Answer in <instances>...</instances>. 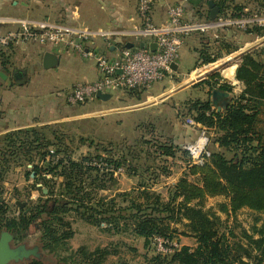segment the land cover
Returning a JSON list of instances; mask_svg holds the SVG:
<instances>
[{
  "label": "trees",
  "instance_id": "16d2710c",
  "mask_svg": "<svg viewBox=\"0 0 264 264\" xmlns=\"http://www.w3.org/2000/svg\"><path fill=\"white\" fill-rule=\"evenodd\" d=\"M245 4L240 0H215L218 15L229 13L231 17H239ZM255 30L257 34L264 33V28ZM232 49L228 46L226 53ZM206 51L207 48L198 50L197 63L208 64L221 55ZM219 77L218 72H213L202 83L231 92L233 86L219 82ZM235 78L243 89L225 110L216 111L210 98L189 99L177 109L183 121L191 117L216 136L209 156L202 164L187 163L186 171L167 187L166 196L154 189L149 176H145L156 167L140 161L144 148L137 145L149 144L156 158L173 157L179 151L188 161L187 151L170 138L153 141L141 136L129 145L80 136L78 144L90 141L87 146H94L95 152L72 158L75 136L60 132L56 128L60 126L28 127L0 135V181L11 166L31 164L25 175L34 174L32 188L43 196L28 205L27 212L14 204L19 211L16 217H9V206L0 201V231H9L15 240H20L39 220L38 243L45 254L31 256L24 264H106L110 255H117L119 251L108 245L92 250L85 245L72 248L69 240L75 231L71 217L102 231L128 232L142 238L146 248L155 237L173 240L181 235L195 239V246L181 245L170 253L144 255L146 264H264V219L257 225L261 220L258 215L245 228L236 217L237 211L244 208L264 214V46L241 56ZM125 92L138 97L144 91ZM93 160H102L115 170L124 169L126 175L137 178L136 186L101 196L99 191L114 189L117 176L104 167L90 165ZM163 172L169 174L165 169ZM37 183L41 187H36ZM43 187L47 189L45 194ZM219 195L227 199L219 204L224 218L205 208L207 198ZM128 248L136 251L135 247Z\"/></svg>",
  "mask_w": 264,
  "mask_h": 264
},
{
  "label": "crops",
  "instance_id": "0c3cea01",
  "mask_svg": "<svg viewBox=\"0 0 264 264\" xmlns=\"http://www.w3.org/2000/svg\"><path fill=\"white\" fill-rule=\"evenodd\" d=\"M213 2L215 4V0ZM174 5L184 8L185 20H213L209 17L207 0H152L150 18L153 24L165 23L167 10ZM17 20L30 23L61 22L75 27L113 30H128L142 24L137 0H0V32L16 27ZM202 34L212 33L189 34L180 47L172 72L164 81L153 84L140 96L117 91L110 93L107 100L97 98L75 105L67 102L66 95L75 84L97 78L92 59L49 45L21 43L11 46L0 54V135L40 126H60L76 132L87 130L90 137L97 141L123 139L126 132H131L133 137L138 136L139 132H160L185 150L186 144L196 137L197 130L177 115V109L182 108L189 99H209L212 90L204 84L197 85L193 76L197 78L199 73L206 71V79L218 71L219 82L231 84L235 94L243 89L242 83L235 78L238 62L235 56L234 61L230 62L222 56L208 63L206 70L197 68V39ZM97 47L110 56L114 54V48L108 47L105 40L98 41ZM46 52L57 55L58 64L55 67L44 68ZM225 62H229L228 65H224ZM193 68L200 72L192 74ZM16 74L19 76L15 77ZM125 102L130 103L125 105ZM183 169L185 166L182 163L180 173ZM121 172L127 180L132 178L123 169ZM177 178L174 176L169 181L174 183ZM119 180L123 182L118 178V186ZM129 189L118 187L115 191ZM176 239L179 246L196 244L195 239L189 236L180 235Z\"/></svg>",
  "mask_w": 264,
  "mask_h": 264
},
{
  "label": "built area",
  "instance_id": "2783aa9c",
  "mask_svg": "<svg viewBox=\"0 0 264 264\" xmlns=\"http://www.w3.org/2000/svg\"><path fill=\"white\" fill-rule=\"evenodd\" d=\"M152 0H137V11L142 24L125 30L89 29L84 26H73L61 22L42 21L30 23L17 20L16 27L0 32V54L8 48L21 43H36L49 45L53 48L72 51L85 59H92L97 69V78L91 82L75 84L67 93V102L85 104L95 99L97 92H125L129 89L148 90L153 84L164 81L172 72V64L179 57V50L184 39L192 32L212 33L224 25H244L248 22L261 23L264 18L253 14L245 18H221L213 20H185L184 8L174 5L167 10V20L160 25H154L150 18ZM105 40L108 47L114 48L112 56L100 51L97 42ZM131 42L132 47H126ZM145 46L140 47L139 43ZM150 43H155L152 50ZM184 122L197 130L196 137L186 144L189 161L192 164H202L210 154L208 149V129L191 117H185ZM90 165L104 167L117 174L121 168L114 169L102 160H93ZM157 252L166 254L172 252L178 243L155 237Z\"/></svg>",
  "mask_w": 264,
  "mask_h": 264
},
{
  "label": "rangeland",
  "instance_id": "374dc122",
  "mask_svg": "<svg viewBox=\"0 0 264 264\" xmlns=\"http://www.w3.org/2000/svg\"><path fill=\"white\" fill-rule=\"evenodd\" d=\"M240 2L242 3L244 2L246 4L243 10L241 11V13L239 14V17L237 18L249 19L250 17L253 16V14H256L259 18H264V0H261V3H259V1H256L258 2L257 4L256 2L252 0H240ZM228 14L229 13H227L226 15H220V17L222 19L231 17ZM258 28H264L263 21L261 23L248 22V23H245L244 25L242 24L224 25L216 32V35L202 34L201 37L203 38H201L198 35L197 40H198L199 47L197 48H199L198 50H200L201 48H207L208 51L206 52L208 54L209 52H211L212 54L219 53L221 54L220 57L223 56V59L227 57L229 62L232 60L234 61V56H235V58H237L238 60L237 62V65H238L241 61V56L243 54L249 53L251 51H254L264 46V33L257 34L255 29H258ZM228 46L230 47L232 46L234 50L232 49L231 50L232 52L227 54L226 51L228 49ZM225 54L226 56H224ZM229 62H225L224 65H228L227 63ZM196 65H199L197 66V68H201L203 70H206L205 67L208 66V64L202 65L199 63H197ZM195 69L196 68H193L194 73L192 74H196L197 70L195 71ZM205 74H206V71H203V73L200 75L202 77L199 76L197 78H194L193 76L194 82L195 83L197 82V85L202 84L203 86L202 81L204 80ZM172 85L174 84L172 83ZM233 91L234 90L232 89V91L230 92V95L232 94V97L241 92L240 91L239 93L235 94ZM201 95H203V93ZM129 103L130 102H127V103L125 102V105H128ZM56 128H58L60 132H66L68 133V135L75 136L74 142L71 143V148L73 150L72 158H78L81 154H83V152H85V154L88 151L95 152V150L93 149L94 146L92 147L87 146L90 144V141H87L86 144L83 146L79 145L77 142V138H79L80 136L91 139L90 132H87V130L76 132V130L74 129H69V128L66 129L62 127H56ZM123 136H124L123 139H119V140L111 139V141L118 143V144L125 143V144L132 145L135 140L142 138L141 136H144L146 139L153 140V141L155 140L163 141L165 138H169L161 134L160 132H139L138 136H134V137L132 136L131 132H126ZM208 136H209L208 149L211 150L213 148L212 141H213V138H215L216 133H214L213 130H208ZM179 147L184 148L182 147V145ZM137 148L139 149L144 148V151L141 152L142 158L140 159V161L145 162V163L147 162V164L156 167L153 173L151 174L146 173L145 176L146 177L149 176L148 181L152 184L153 188L159 191L164 196H166L167 187L173 184L169 180L174 176L175 177L177 176L179 178L182 175V173L186 171L187 163L191 164L189 160L188 161L186 160L187 159L186 156H184V154L179 151H177L173 157L157 156L156 158L152 151L153 148H151L149 144L138 143ZM181 162L185 166V169H183V171L180 173V166H182ZM31 168H32L31 164H26V165H21V166L13 165L10 167V169L7 172L4 173L3 179L2 181H0V186H1L0 192L3 191L2 195H0V201L2 200L5 201V203L9 206L8 213H7L9 217H16L19 214L18 208L15 206L16 205L15 200L25 201L26 205L23 208L26 209L27 206L30 205L31 203H35L38 199L43 198L40 190L32 188V185L35 184L34 176L31 177V174L33 173H31L28 176L25 175V173L28 172L27 170H30ZM163 169H165L169 174L163 175L164 173ZM116 176H117V185L112 190L99 191V194L101 196L102 195L110 196L111 194H113V192H115L116 189H118V187L120 189H126V188L131 189L132 185L136 186L137 184V178H128L127 180L126 178L123 177L124 174L122 172L118 173ZM169 176H171V178ZM118 178L123 179V182L119 180L120 182L119 186H118ZM192 178L193 177H190V179ZM153 181H156V182L154 183ZM36 187L38 188L41 187V184L37 183ZM226 202H227V199L221 195L209 197L205 201V208H210L212 211L217 212L222 218H224L225 214L219 210V204L226 203ZM258 215L261 217V220L257 222V225H260L262 220L264 219V214H257L256 212L250 211L245 208L240 209L236 213L237 220L245 228H249L250 225L254 222L255 217ZM70 219L72 222V228L75 231L74 235L69 240V245L72 248L75 249L79 247L80 245H85L89 249L92 250L98 246L103 247V246L108 245L110 247L116 248L119 251L117 255H110L107 258L106 264H124V263L125 264H146L147 261L145 260V257L143 256L146 254L150 256L152 253H155L157 251L155 241H151L148 248H146L144 246V242L142 238H135L129 235L128 232H120V233L106 232V231H102L100 228L96 226L87 224L74 217H71ZM38 222L39 220H36L35 222H33L28 227L26 231L27 233L23 235V237L20 240H14L13 243L14 244L24 243L29 247L38 246L39 252L41 254H45V252L40 247V244L38 243V236H39V231H38L39 223ZM178 227L182 228L181 225H179ZM237 230H239V228H237ZM173 240L176 242L177 239L175 238ZM128 246L135 247L136 251H130ZM26 261L27 259H24L17 263L11 261L8 264H24Z\"/></svg>",
  "mask_w": 264,
  "mask_h": 264
},
{
  "label": "water",
  "instance_id": "95a60500",
  "mask_svg": "<svg viewBox=\"0 0 264 264\" xmlns=\"http://www.w3.org/2000/svg\"><path fill=\"white\" fill-rule=\"evenodd\" d=\"M209 7V17L211 19L216 18L219 13V8L214 4L213 0H207ZM134 44L131 42L126 43V47H132ZM140 47H144V42L139 43ZM149 47L154 50L156 45L155 43H150ZM58 64V57L52 52H46L43 57V66L44 68H53ZM172 67H175V63L172 64ZM19 74H16L15 77H18ZM96 97L101 100H107L110 97V93L97 92ZM232 97L228 91L222 90L220 88H214L211 90L210 100L212 107L216 111L225 110L227 105L230 103ZM200 124V123H199ZM34 174H31L33 177ZM42 192L45 194L47 191L45 188L42 189ZM15 204L23 208L26 205L25 201L16 200ZM28 209L25 210L27 212ZM14 236L7 230L0 231V264H8L9 262H20L24 259H28L31 256L38 258L40 256L38 246L29 247L24 243L14 244Z\"/></svg>",
  "mask_w": 264,
  "mask_h": 264
},
{
  "label": "flooded vegetation",
  "instance_id": "af4514ba",
  "mask_svg": "<svg viewBox=\"0 0 264 264\" xmlns=\"http://www.w3.org/2000/svg\"><path fill=\"white\" fill-rule=\"evenodd\" d=\"M24 207H25V206H24ZM26 209H28V210H29V207L27 206V208H26ZM26 209H25V210H26ZM28 210H27V211H28ZM14 240H15V239H14Z\"/></svg>",
  "mask_w": 264,
  "mask_h": 264
},
{
  "label": "bare ground",
  "instance_id": "6f19581e",
  "mask_svg": "<svg viewBox=\"0 0 264 264\" xmlns=\"http://www.w3.org/2000/svg\"><path fill=\"white\" fill-rule=\"evenodd\" d=\"M216 67V66H215Z\"/></svg>",
  "mask_w": 264,
  "mask_h": 264
}]
</instances>
